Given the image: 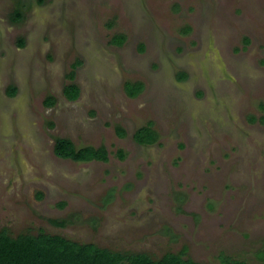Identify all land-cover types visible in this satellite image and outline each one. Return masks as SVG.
Instances as JSON below:
<instances>
[{"label":"rangeland","instance_id":"obj_1","mask_svg":"<svg viewBox=\"0 0 264 264\" xmlns=\"http://www.w3.org/2000/svg\"><path fill=\"white\" fill-rule=\"evenodd\" d=\"M262 103L264 0H0V231L264 264Z\"/></svg>","mask_w":264,"mask_h":264},{"label":"trees","instance_id":"obj_2","mask_svg":"<svg viewBox=\"0 0 264 264\" xmlns=\"http://www.w3.org/2000/svg\"><path fill=\"white\" fill-rule=\"evenodd\" d=\"M21 15L17 14V20ZM114 42L123 45L125 36H117ZM248 43V40L246 41ZM77 68V65H74ZM71 78H75L72 72ZM144 89L142 83L125 86L128 96L135 98ZM15 94V90L12 91ZM64 95L71 101H75L80 96V89L77 85L70 84L64 89ZM48 106L55 105V99L47 100ZM261 111L264 112V103L260 104ZM264 124V116L261 117ZM119 135L126 134L119 129ZM134 140L139 145H154L159 140L158 133L154 130V123L149 122L146 126L137 130ZM54 153L61 159H69L75 162H108L109 156L106 148L85 147L77 149L74 143L65 138L56 139ZM119 156L123 160L126 155L119 151ZM63 206V205H61ZM55 225L66 226L68 221H55ZM185 252L181 254H166L161 259L154 260L143 253H121L100 248L93 244H80L66 239L59 235H51L41 232L38 235H19L12 237L6 230L0 231V264H201L191 259H186ZM222 264H248L241 260H232L229 257H221Z\"/></svg>","mask_w":264,"mask_h":264}]
</instances>
